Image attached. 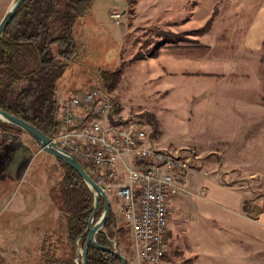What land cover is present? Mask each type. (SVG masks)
I'll use <instances>...</instances> for the list:
<instances>
[{"label":"rangeland","instance_id":"1","mask_svg":"<svg viewBox=\"0 0 264 264\" xmlns=\"http://www.w3.org/2000/svg\"><path fill=\"white\" fill-rule=\"evenodd\" d=\"M6 2L0 0V21ZM263 7L264 0H94L74 31L77 54L58 81L56 98L104 86L99 78L102 72L121 70L111 91L120 116L141 123L154 143L198 157L209 134L199 129L196 96L207 82L203 73L219 65L209 64V59L236 52ZM112 13L120 14L119 24L110 19ZM169 34L174 35L172 42L148 58L149 52L168 41ZM250 54L260 59L258 67L264 69V42ZM138 55L145 59L134 61ZM0 129V264H42L44 240L54 244L55 256L68 252L65 242H58L57 209L53 205V211L46 209L48 190L62 171L55 158L41 151L25 132ZM214 156L199 157L191 171L199 175L191 180L200 181L203 172L221 173L215 165L220 160ZM234 178L240 187L234 176L222 182L231 185ZM110 203L120 232L113 247L134 264L129 230L118 216L119 204L112 196ZM39 213L45 217L37 216L38 221L34 215ZM168 229L166 255L160 264H264V248L256 240L224 225L173 214ZM74 260L81 262L77 247Z\"/></svg>","mask_w":264,"mask_h":264},{"label":"trees","instance_id":"2","mask_svg":"<svg viewBox=\"0 0 264 264\" xmlns=\"http://www.w3.org/2000/svg\"><path fill=\"white\" fill-rule=\"evenodd\" d=\"M93 1L25 0L0 39V109L35 127L49 139L54 138L60 129L57 122V84L77 54L74 31ZM210 23L211 20L207 22V30ZM200 32H193V35H200ZM173 36L169 34L168 41L149 52L148 58L156 57L160 47L172 42ZM144 59L143 55H138L133 60ZM120 76L121 70H116L102 72L99 78L112 91ZM152 124L155 130V122ZM0 126L8 132L24 134L19 128L1 121ZM55 160L62 174L59 181L49 188L48 194L58 211V242L63 240L68 252L57 257L54 244L44 240L40 256L42 264H81L74 258L76 247L82 249L84 246V232L93 213V196L72 168L59 159ZM102 209L101 199L94 223L100 218ZM243 210L248 216L253 213L254 218L260 211L252 207L250 201L244 202ZM117 233L120 232L110 207L105 226L95 237L96 242L112 250ZM120 263L113 253L89 245L87 264ZM125 264H129L127 259Z\"/></svg>","mask_w":264,"mask_h":264},{"label":"built area","instance_id":"3","mask_svg":"<svg viewBox=\"0 0 264 264\" xmlns=\"http://www.w3.org/2000/svg\"><path fill=\"white\" fill-rule=\"evenodd\" d=\"M110 19L119 24L120 14ZM57 102L60 129L51 140L83 166L109 203L110 196L118 202L134 264H160L168 239L169 197L191 194L187 176L198 157L159 147L141 123L120 116L115 95L103 85Z\"/></svg>","mask_w":264,"mask_h":264},{"label":"crops","instance_id":"4","mask_svg":"<svg viewBox=\"0 0 264 264\" xmlns=\"http://www.w3.org/2000/svg\"><path fill=\"white\" fill-rule=\"evenodd\" d=\"M6 1L3 15L11 0ZM258 14L238 42L236 52L209 59V64L215 61L219 65L203 73L207 82L200 85L198 90L202 92L196 96L194 112L199 129L209 134L206 144L203 143L205 148L198 151V159L207 154L217 155L220 163L215 165L220 166L221 173L205 176L203 172L198 181L191 180V176L199 174L189 172L191 194H179L171 199L169 219L173 214H183L224 225L256 240L264 248V69L258 67L260 59L250 54L264 42V7ZM231 176L239 178L240 187L235 178L234 184H223L222 180ZM199 192L204 196H199ZM245 201L260 210L255 218L253 213L248 216L244 212ZM52 205L50 200L46 209L51 211ZM44 213L35 214V219L44 218ZM57 218L54 216L55 228ZM168 233L170 236L169 229Z\"/></svg>","mask_w":264,"mask_h":264},{"label":"water","instance_id":"5","mask_svg":"<svg viewBox=\"0 0 264 264\" xmlns=\"http://www.w3.org/2000/svg\"><path fill=\"white\" fill-rule=\"evenodd\" d=\"M24 1L25 0H15L2 17L0 21V39L2 38L7 26L15 17L18 9ZM0 121L19 128L34 140V142L40 147L41 151L53 156L56 159L61 160L65 165L72 168L81 177L83 182L91 191V194L93 196V213L88 221V225L84 232V234H86V239L80 254L81 264H87V251L89 245L113 253L117 258H119L121 262L120 264H125L126 258L122 254H120V252H118L115 247L110 250L98 245L96 242V235L99 232H102L105 223L108 219L110 203L106 193L102 190V188L96 185V183L87 174L83 166L75 158L58 148L51 139L47 138L35 127L31 126L20 118L8 114L7 112L0 109ZM101 199L103 201V211L100 218L94 223V218L96 216L99 207V202Z\"/></svg>","mask_w":264,"mask_h":264},{"label":"bare ground","instance_id":"6","mask_svg":"<svg viewBox=\"0 0 264 264\" xmlns=\"http://www.w3.org/2000/svg\"><path fill=\"white\" fill-rule=\"evenodd\" d=\"M1 127H2V126H1ZM2 128H3V127H2ZM81 250H82V249H79V248H78L79 255L81 254Z\"/></svg>","mask_w":264,"mask_h":264}]
</instances>
